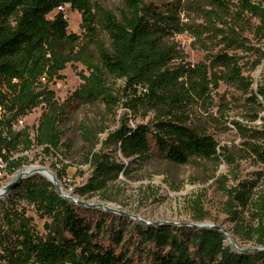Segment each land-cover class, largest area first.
<instances>
[{
  "label": "trees",
  "instance_id": "16d2710c",
  "mask_svg": "<svg viewBox=\"0 0 264 264\" xmlns=\"http://www.w3.org/2000/svg\"><path fill=\"white\" fill-rule=\"evenodd\" d=\"M66 4L81 13L82 36L70 32L65 12L58 10ZM194 8L203 23H185L179 0H122L118 13L92 0H0V156L13 174L34 147L61 155L73 102L100 101L119 126L107 139H96L87 158L90 176L75 190L77 195L108 198L109 185L121 174L129 175L154 157L180 164L194 158L225 162L228 173L217 184L225 197L221 209L234 223V239L240 247L245 241L264 248L261 173L242 178L246 155L264 165V75L255 88L253 76L246 73L264 63V0H199ZM184 32L208 50L209 43L202 40L207 32L210 42L221 47L208 51L198 64L184 61L175 67L183 53L167 39ZM75 62L87 73H80L81 84L61 102L50 83ZM222 83L235 86L245 100L244 116L251 123L232 121L244 140L242 155L188 122L190 107L201 102L211 106ZM122 104L146 115L154 112V119L131 124L127 113L117 119ZM38 107L43 111L33 133L28 126L17 127ZM257 120L261 123L254 124ZM118 150L130 167L117 157ZM23 202L44 220L43 230ZM191 205L194 221L208 218L201 200ZM93 211L66 200L43 175L23 178L0 199V264H136L129 249L121 248L128 221L102 210L98 220L83 213ZM133 233L150 244L142 248L149 264H264V249L238 251L224 232L211 227L136 224Z\"/></svg>",
  "mask_w": 264,
  "mask_h": 264
},
{
  "label": "rangeland",
  "instance_id": "374dc122",
  "mask_svg": "<svg viewBox=\"0 0 264 264\" xmlns=\"http://www.w3.org/2000/svg\"><path fill=\"white\" fill-rule=\"evenodd\" d=\"M92 1L111 9L115 13H118L119 8L122 6V0ZM179 1L183 5L181 16L185 23L190 25L203 23L194 8V4L199 0ZM64 12L69 21L70 32L82 36L84 32L81 13L72 10L70 5L65 8ZM205 33L202 40L209 43L207 45L208 50L203 48L200 41L189 32L179 33L173 38L167 39V43L176 46L183 53L181 57L173 62V66H180L185 62L192 65L198 64L205 60L208 51L216 52L221 47L218 42H210V36L207 32ZM100 38L109 45L108 36L104 32H100ZM92 48L95 51V47L92 46ZM183 57L185 60L182 59ZM81 72L87 73L86 67L81 62L69 63L67 68L62 71V76L57 78L55 82L50 83V87L55 90L56 97L61 102L79 87L82 82ZM246 73L253 76L254 87L256 88L264 75V63L263 66L253 71L247 70ZM116 82L118 85H124L122 80ZM125 101V98L122 99V102ZM42 111L43 108L41 107L34 109L19 121L17 127L28 126L33 133V127L38 126ZM244 112L245 100L241 91L235 86L222 83L217 92L212 94L211 106L207 107L201 102L197 106L190 107L188 112L190 120L188 122L197 129L213 134L220 145L229 146L233 152L242 155L244 140L232 121L237 120L244 124L251 123L245 118ZM118 113L117 119L120 115L127 113L128 119H131V124L148 122L154 119V112H148L146 115L142 109H132L125 107L123 104L119 107ZM262 114L264 115V111ZM68 118L63 138L64 145L60 150L61 155L47 154L42 147H34L24 153L27 157L26 164L13 174L9 172L7 164L0 156V188L9 184L23 168L31 166L49 167L57 177L59 171L63 172L61 180L58 178L62 188L80 199L95 203L103 202L130 214L138 215L148 221L178 223L174 225L175 227L183 226L179 224L182 222H197L193 219L195 212L191 204L194 200L199 199L204 211L208 213V218L203 222L222 226L233 236L234 223L229 220L221 209L225 197L217 184V179L221 174L228 173L229 167L225 162L218 165L213 161L194 158L188 163L180 164L171 162L162 156L154 157L142 167L136 166L129 175L121 174L118 180L109 185L108 198H103L100 194L89 198L77 195L75 190L85 184L90 176L91 170L87 158L94 144H96V139H107L109 133L114 131L119 123L114 121L113 116L106 112L104 103L100 101L94 104L81 105L73 102L69 108ZM260 123V120L254 122V124ZM103 126L108 127L105 132L101 131ZM87 134L91 135V142L86 139ZM99 148H101V143L97 144V149ZM111 149H113V146ZM117 157L124 161L128 167L132 165L129 160L122 156L119 150ZM245 157L242 159V178L249 179L256 176L255 172H260L258 190L264 193V165L255 164L254 159L248 155ZM22 205L26 207L28 214L35 216L36 224L40 230H43L44 220L39 218L35 210L25 202ZM83 207L95 210L93 212H83L95 220L100 219L101 216L98 210H102L121 217L122 222L128 221L127 223L130 226L126 228L127 234L121 248L129 249V253L135 257L136 264L150 263L147 252L142 250L143 247H149L150 244H142L137 233L131 234V227L136 224L144 225V223L127 215L110 212L99 207ZM107 220L111 222L110 218H107ZM116 224L119 225V222L116 221ZM106 237L109 236L106 235ZM241 244L243 245L241 248L256 247L253 242L244 241Z\"/></svg>",
  "mask_w": 264,
  "mask_h": 264
},
{
  "label": "water",
  "instance_id": "95a60500",
  "mask_svg": "<svg viewBox=\"0 0 264 264\" xmlns=\"http://www.w3.org/2000/svg\"><path fill=\"white\" fill-rule=\"evenodd\" d=\"M37 173H40L41 172H37ZM37 173H33L31 175H34V174H37ZM31 175H28V176H31ZM43 175V173H42ZM26 175V173L22 172L20 173L19 175H17L16 177H14V179L7 185L3 186L0 188V199L7 196L12 189H14L17 184L25 177H28ZM45 176V175H43ZM48 180H50L51 182L54 183L58 193L64 197L66 200L74 203V204H77V205H81V206H86V207H99V208H102L104 210H108V211H111V212H116V213H120V214H123V215H127L129 217H132V218H135L139 221H141L142 223H144L145 225H151V226H160V225H175V224H178V223H175V222H168V221H148V220H145V219H142L140 216L138 215H135V214H130L124 210H120V209H117L113 206H110L109 204H106V203H103V202H100V203H95V202H91V201H88V200H84V199H79V198H76L75 196L73 195H69V194H65L63 192V188H62V185L58 179V177L55 175L53 177H48V176H45ZM181 225H188V226H191V227H194V228H206V227H211V228H214V229H217V230H220L222 232H224L226 235H227V239L229 241V243L238 251H241V252H250V251H257V250H263L264 248L262 247H252V248H241L236 240L234 239V237L231 235V233L226 230L224 227L222 226H219V225H216V224H212V223H206V222H182V223H179Z\"/></svg>",
  "mask_w": 264,
  "mask_h": 264
},
{
  "label": "bare ground",
  "instance_id": "6f19581e",
  "mask_svg": "<svg viewBox=\"0 0 264 264\" xmlns=\"http://www.w3.org/2000/svg\"><path fill=\"white\" fill-rule=\"evenodd\" d=\"M39 171L41 172V174L43 173V175L48 176V177H53V176L56 175L53 171H51V170L49 169V167H41V166H38V167H36V166H31V167L23 168L21 171H19V173H18L17 175H19L20 173L24 172V173H26V175L28 176V175H31V174H33V173H37V172H39ZM17 175H16V176H17ZM16 176H15V177H16ZM63 192H64L65 194L73 195L72 193H69V192L65 191L64 188H63ZM73 196H74V195H73ZM75 197H76V196H75ZM76 198H78V197H76ZM79 199H80V198H79Z\"/></svg>",
  "mask_w": 264,
  "mask_h": 264
},
{
  "label": "built area",
  "instance_id": "2783aa9c",
  "mask_svg": "<svg viewBox=\"0 0 264 264\" xmlns=\"http://www.w3.org/2000/svg\"><path fill=\"white\" fill-rule=\"evenodd\" d=\"M67 6H68L67 4L66 5H62V6L58 7V10L64 11Z\"/></svg>",
  "mask_w": 264,
  "mask_h": 264
}]
</instances>
